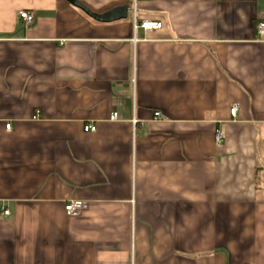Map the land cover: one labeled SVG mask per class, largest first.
Segmentation results:
<instances>
[{"label":"crops","instance_id":"1","mask_svg":"<svg viewBox=\"0 0 264 264\" xmlns=\"http://www.w3.org/2000/svg\"><path fill=\"white\" fill-rule=\"evenodd\" d=\"M78 1L0 0V264H264V0Z\"/></svg>","mask_w":264,"mask_h":264},{"label":"built area","instance_id":"2","mask_svg":"<svg viewBox=\"0 0 264 264\" xmlns=\"http://www.w3.org/2000/svg\"><path fill=\"white\" fill-rule=\"evenodd\" d=\"M20 17L22 19H24L25 23L27 25L32 24L34 21V14L28 12V11H21L20 12ZM133 25L134 28H143L146 31H156L159 30L163 27V22L162 21H158V20H152V19H139L137 12L135 10V18L133 21ZM258 32L261 34H264V22H260L258 24ZM239 109V105L235 104L231 107L230 109V113L233 116H237V112ZM39 115V112H37V115L35 116V118H37ZM156 117L160 116V112H156L155 113ZM118 118V112L115 111L112 115V119H117ZM6 127L8 129L11 128V123H8L6 125ZM85 131H96L97 130V126L95 124H88L84 127ZM224 139V133L222 131H218L216 133V141L217 142H222V140ZM88 207V203L86 201L83 200H70L69 202L66 203L65 205V210L66 213L69 216H76L79 215L83 210H85ZM4 214L5 215H9V210L5 209L4 210Z\"/></svg>","mask_w":264,"mask_h":264},{"label":"water","instance_id":"3","mask_svg":"<svg viewBox=\"0 0 264 264\" xmlns=\"http://www.w3.org/2000/svg\"><path fill=\"white\" fill-rule=\"evenodd\" d=\"M71 4L77 6L78 8L82 9L84 12L87 14L93 16L95 19L103 22H108V21H114V20H119V19H124L128 15V6H119L116 7L104 14H97L94 13L89 7L86 5L80 3L78 0H68Z\"/></svg>","mask_w":264,"mask_h":264},{"label":"rangeland","instance_id":"4","mask_svg":"<svg viewBox=\"0 0 264 264\" xmlns=\"http://www.w3.org/2000/svg\"><path fill=\"white\" fill-rule=\"evenodd\" d=\"M133 13H134V10H133Z\"/></svg>","mask_w":264,"mask_h":264}]
</instances>
